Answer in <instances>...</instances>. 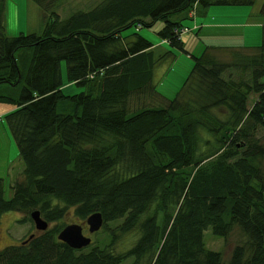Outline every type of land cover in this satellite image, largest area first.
Masks as SVG:
<instances>
[{"label": "trees", "instance_id": "1", "mask_svg": "<svg viewBox=\"0 0 264 264\" xmlns=\"http://www.w3.org/2000/svg\"><path fill=\"white\" fill-rule=\"evenodd\" d=\"M254 1L98 0L65 17L48 5L40 32L7 34L0 0V102L12 104L0 120L24 163L11 196L0 177V215L31 221L38 209L56 221L0 248V264H264V24L252 51L207 42L190 54L173 97L155 81L174 48L189 54L181 32L193 10ZM158 20L160 52L138 30ZM69 82L83 88L66 92ZM69 209L103 215L84 247L57 237ZM235 226L246 242L228 258L205 245L206 228L225 237Z\"/></svg>", "mask_w": 264, "mask_h": 264}, {"label": "rangeland", "instance_id": "2", "mask_svg": "<svg viewBox=\"0 0 264 264\" xmlns=\"http://www.w3.org/2000/svg\"><path fill=\"white\" fill-rule=\"evenodd\" d=\"M42 1L43 6L37 4L35 0H6L5 32L7 34H16L19 31L40 32L44 20L50 14L48 5H53V9L59 13L60 17H65L75 9L90 8L98 0ZM45 6L48 7L47 10L44 9ZM189 15L193 19L185 20L188 26L182 28L181 38L184 47L190 54H199L207 42L244 44L247 45L245 47L247 51H252L254 49L253 45L261 41V26L264 24V0H255L252 4H213L209 5L203 14H199L197 11L195 13V10H193ZM161 25L162 21L158 20L152 27L138 29L140 33L155 43L154 49L156 52L164 51L169 47L156 33ZM134 30H136L134 27H129L124 30V33H130ZM173 51L175 56L171 60L160 62L155 67L157 89L169 98L173 97L179 89L193 63V57L190 54L175 48ZM62 74L64 81H67L64 60L62 61ZM69 83V87L64 84L66 92H77L83 88V86L74 82ZM10 106L12 104L0 102V115ZM23 167L24 163L19 155L16 141L4 120H0V177L4 181L5 197L11 196L13 182L20 180L23 176ZM23 216H25L23 212L14 210L5 211L0 215V248L8 244L18 243L29 232L37 233L41 231L36 230L33 220L24 222L17 220ZM61 220L62 222H81L85 234L92 237L96 235L88 232L85 219L82 220L76 217L72 209H69ZM55 222L49 221L48 225L51 226ZM137 234L138 229L122 233L117 242V247L124 249L131 245ZM203 238L207 247L219 250L224 258L229 257L235 244L246 242V236L238 226L233 227L225 237L215 235L208 227L203 232ZM150 262L151 260L148 264Z\"/></svg>", "mask_w": 264, "mask_h": 264}, {"label": "water", "instance_id": "3", "mask_svg": "<svg viewBox=\"0 0 264 264\" xmlns=\"http://www.w3.org/2000/svg\"><path fill=\"white\" fill-rule=\"evenodd\" d=\"M30 216L37 230H44L48 227V221L41 216L38 209H33L30 212ZM84 221L87 223L88 232L93 233L102 226L103 215L100 211L95 210L91 212ZM33 234L34 233H31L29 237ZM57 237L73 248L84 247L88 245L92 239L91 235H87L83 232V223L75 221L63 225L57 233Z\"/></svg>", "mask_w": 264, "mask_h": 264}, {"label": "bare ground", "instance_id": "4", "mask_svg": "<svg viewBox=\"0 0 264 264\" xmlns=\"http://www.w3.org/2000/svg\"><path fill=\"white\" fill-rule=\"evenodd\" d=\"M166 43H168V42H166ZM207 45V44H206ZM206 47V46H205ZM190 54V53H189ZM192 56V55H191Z\"/></svg>", "mask_w": 264, "mask_h": 264}]
</instances>
